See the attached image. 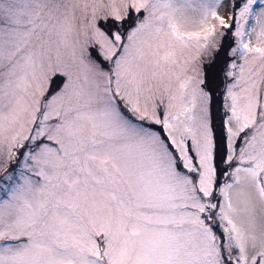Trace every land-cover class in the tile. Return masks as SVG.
Segmentation results:
<instances>
[{
    "label": "snow or ice",
    "instance_id": "obj_1",
    "mask_svg": "<svg viewBox=\"0 0 264 264\" xmlns=\"http://www.w3.org/2000/svg\"><path fill=\"white\" fill-rule=\"evenodd\" d=\"M0 264H264V0H0Z\"/></svg>",
    "mask_w": 264,
    "mask_h": 264
}]
</instances>
